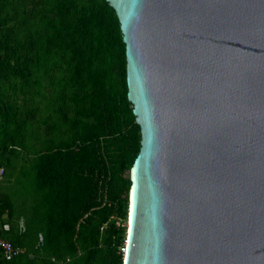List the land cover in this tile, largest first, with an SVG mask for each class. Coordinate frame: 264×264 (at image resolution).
Instances as JSON below:
<instances>
[{
  "label": "water",
  "instance_id": "1",
  "mask_svg": "<svg viewBox=\"0 0 264 264\" xmlns=\"http://www.w3.org/2000/svg\"><path fill=\"white\" fill-rule=\"evenodd\" d=\"M140 126L122 264H264V0H106Z\"/></svg>",
  "mask_w": 264,
  "mask_h": 264
},
{
  "label": "trees",
  "instance_id": "2",
  "mask_svg": "<svg viewBox=\"0 0 264 264\" xmlns=\"http://www.w3.org/2000/svg\"><path fill=\"white\" fill-rule=\"evenodd\" d=\"M140 139L106 0H0V264H122Z\"/></svg>",
  "mask_w": 264,
  "mask_h": 264
},
{
  "label": "built area",
  "instance_id": "3",
  "mask_svg": "<svg viewBox=\"0 0 264 264\" xmlns=\"http://www.w3.org/2000/svg\"><path fill=\"white\" fill-rule=\"evenodd\" d=\"M4 175L5 169L4 167L0 166V181L3 180ZM9 227V224L6 222L1 224V228L3 230H8ZM39 240H41V236H39ZM0 250L2 251L3 257L7 260H10L15 257L18 253H20L23 249L14 246L9 240H6L0 236ZM122 250H124L123 247Z\"/></svg>",
  "mask_w": 264,
  "mask_h": 264
},
{
  "label": "crops",
  "instance_id": "4",
  "mask_svg": "<svg viewBox=\"0 0 264 264\" xmlns=\"http://www.w3.org/2000/svg\"><path fill=\"white\" fill-rule=\"evenodd\" d=\"M0 166L4 167L3 165H0ZM4 169H5V168H4ZM4 179H5V175H4V178H3V180H2V181H0V183H1V184H3V183H4Z\"/></svg>",
  "mask_w": 264,
  "mask_h": 264
},
{
  "label": "rangeland",
  "instance_id": "5",
  "mask_svg": "<svg viewBox=\"0 0 264 264\" xmlns=\"http://www.w3.org/2000/svg\"><path fill=\"white\" fill-rule=\"evenodd\" d=\"M124 248V247H123Z\"/></svg>",
  "mask_w": 264,
  "mask_h": 264
}]
</instances>
